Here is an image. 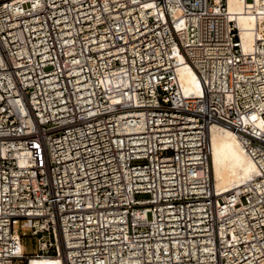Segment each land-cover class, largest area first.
<instances>
[{
  "label": "built area",
  "instance_id": "2783aa9c",
  "mask_svg": "<svg viewBox=\"0 0 264 264\" xmlns=\"http://www.w3.org/2000/svg\"><path fill=\"white\" fill-rule=\"evenodd\" d=\"M239 1L248 51L228 0H0V264H264V0ZM214 124L257 167L239 195Z\"/></svg>",
  "mask_w": 264,
  "mask_h": 264
},
{
  "label": "bare ground",
  "instance_id": "6f19581e",
  "mask_svg": "<svg viewBox=\"0 0 264 264\" xmlns=\"http://www.w3.org/2000/svg\"><path fill=\"white\" fill-rule=\"evenodd\" d=\"M228 10L238 14L243 49L248 51L257 29L262 27V21L245 13L243 4L239 0H228ZM256 10L259 11V8L256 7ZM178 79L180 88L185 94L199 91L197 77L187 64L179 67ZM209 142L211 185L216 195L225 197L243 193L245 184L254 180L258 173L255 163L244 151L236 136L223 126L214 124L209 128ZM19 227L25 234L29 230V223L15 225L14 234L17 237H19ZM29 264H62V261L60 258H30Z\"/></svg>",
  "mask_w": 264,
  "mask_h": 264
},
{
  "label": "rangeland",
  "instance_id": "374dc122",
  "mask_svg": "<svg viewBox=\"0 0 264 264\" xmlns=\"http://www.w3.org/2000/svg\"><path fill=\"white\" fill-rule=\"evenodd\" d=\"M25 242H26V245L28 246L27 248H28V250H29V243L31 242V239L26 238V239H25Z\"/></svg>",
  "mask_w": 264,
  "mask_h": 264
}]
</instances>
